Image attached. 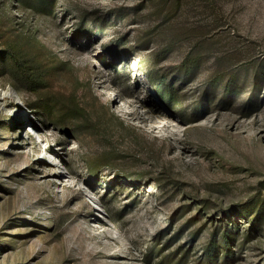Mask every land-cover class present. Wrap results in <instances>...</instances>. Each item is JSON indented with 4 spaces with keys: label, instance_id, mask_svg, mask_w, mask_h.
I'll return each instance as SVG.
<instances>
[{
    "label": "rangeland",
    "instance_id": "374dc122",
    "mask_svg": "<svg viewBox=\"0 0 264 264\" xmlns=\"http://www.w3.org/2000/svg\"><path fill=\"white\" fill-rule=\"evenodd\" d=\"M50 3L0 0V264H264V0Z\"/></svg>",
    "mask_w": 264,
    "mask_h": 264
},
{
    "label": "trees",
    "instance_id": "16d2710c",
    "mask_svg": "<svg viewBox=\"0 0 264 264\" xmlns=\"http://www.w3.org/2000/svg\"><path fill=\"white\" fill-rule=\"evenodd\" d=\"M52 0H39V2L46 6L47 9L52 8V4L50 3ZM9 59L15 65L17 72L23 75L25 81L29 84L31 90L38 91L41 88L42 75L41 72L38 71L37 67H32L31 65H27V59L22 58L20 55H16L14 53H10ZM40 74V75H39ZM160 85L163 87V91L161 92L163 96L166 98H170L171 102L174 104L176 102V98L174 96V90L166 84L164 81L160 80ZM161 94V96H162ZM47 106V104H45ZM236 226H226L223 231V241L222 246L225 249L226 256L231 251L232 244V236L234 232V228ZM216 241V236L214 235L212 241L207 247L206 255H207V264H218L217 253L218 247Z\"/></svg>",
    "mask_w": 264,
    "mask_h": 264
}]
</instances>
